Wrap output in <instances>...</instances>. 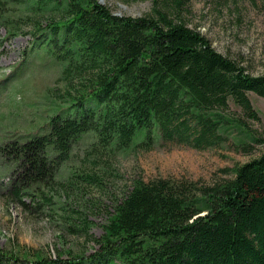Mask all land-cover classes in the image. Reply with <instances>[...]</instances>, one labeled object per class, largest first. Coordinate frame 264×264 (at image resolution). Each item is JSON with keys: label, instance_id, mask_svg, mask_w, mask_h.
I'll return each mask as SVG.
<instances>
[{"label": "trees", "instance_id": "trees-1", "mask_svg": "<svg viewBox=\"0 0 264 264\" xmlns=\"http://www.w3.org/2000/svg\"><path fill=\"white\" fill-rule=\"evenodd\" d=\"M64 2L60 28L66 44L78 45L75 53L62 50L65 76L80 77V97L92 95L104 108L98 123L92 113L79 121L57 117L45 136L11 146V154L18 151L25 163L9 191L11 200L20 194L16 185L27 187L51 176L37 152L45 145L62 161L87 132L97 135L92 148L102 151L114 142L125 148L139 141L149 148L155 135L164 143L203 150L224 141L221 131L235 124L252 142L238 150L260 149L255 158L234 168L233 178L209 185L134 181L109 214L101 249L92 255L98 260H89L264 264V126L249 99V94L264 98V75L253 76L199 32L154 8L152 15L127 17L113 15L96 0ZM51 45L56 49L58 43ZM13 262L0 253V264Z\"/></svg>", "mask_w": 264, "mask_h": 264}, {"label": "rangeland", "instance_id": "rangeland-1", "mask_svg": "<svg viewBox=\"0 0 264 264\" xmlns=\"http://www.w3.org/2000/svg\"><path fill=\"white\" fill-rule=\"evenodd\" d=\"M96 1L115 16L162 11L199 32L218 53L239 60L253 76L264 75V0ZM64 4V0L0 4V253L15 259L12 264H92L89 259L101 249L114 204L134 181L209 185L233 178L234 168L260 152L238 150L252 142L235 124L221 131L224 141L203 150L164 143L155 135L149 148L139 141L125 148L114 142L102 151L92 148L97 135L87 132L77 138L67 160L59 159L51 145L38 150L51 176L27 187L16 185L20 194L11 200L9 191L25 166L18 151L11 154V146L45 136L57 117L79 121L92 113L98 123L104 108L92 95L80 97V77L65 76L68 63L61 59L62 50L75 53L78 45L65 43L59 23ZM54 25L59 26L57 31L51 28ZM54 40L56 49L51 45ZM249 99L264 126V98L249 94Z\"/></svg>", "mask_w": 264, "mask_h": 264}]
</instances>
